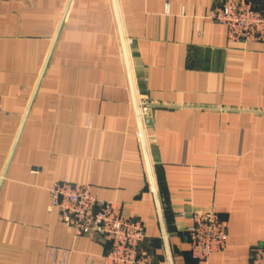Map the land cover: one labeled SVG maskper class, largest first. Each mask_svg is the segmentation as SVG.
I'll return each mask as SVG.
<instances>
[{"label": "crops", "instance_id": "obj_1", "mask_svg": "<svg viewBox=\"0 0 264 264\" xmlns=\"http://www.w3.org/2000/svg\"><path fill=\"white\" fill-rule=\"evenodd\" d=\"M217 2L117 0L174 264H251L264 243V42H229ZM0 104V264H104L109 244L50 208L63 178L163 245L114 0H0ZM206 210L228 237L199 262L184 231Z\"/></svg>", "mask_w": 264, "mask_h": 264}, {"label": "built area", "instance_id": "obj_2", "mask_svg": "<svg viewBox=\"0 0 264 264\" xmlns=\"http://www.w3.org/2000/svg\"><path fill=\"white\" fill-rule=\"evenodd\" d=\"M262 1L218 0L207 19L226 28L229 42H264V11L259 8ZM139 108L144 118L148 107L142 102ZM48 191L50 208L57 209L60 221L71 229L74 239L89 236L109 244L104 264H150V255L143 247L145 224L125 216L120 202L99 198L90 184L68 178L54 181ZM184 233L191 257L207 262L213 253L225 249L228 225L213 210L193 211ZM46 258L54 264H68L70 251L51 248ZM251 264H264V243L253 250Z\"/></svg>", "mask_w": 264, "mask_h": 264}, {"label": "water", "instance_id": "obj_3", "mask_svg": "<svg viewBox=\"0 0 264 264\" xmlns=\"http://www.w3.org/2000/svg\"><path fill=\"white\" fill-rule=\"evenodd\" d=\"M114 3H115L116 12H117V18H118V24H119V28H120V32H121V37H122V44H123L124 55H125V59H126V63H127L129 79H130V83H131V87H132V91H133V96L135 98L136 110H137L138 120H139V124H140L141 136H142V140H143V147H144L146 162H147V166H148L151 186H152V190H153V194H154V199H155V203H156L158 220H159V225H160L165 255H166L167 263L168 264H174L172 250H171L170 241H169V236L167 233V229H166V225H165V219H164L162 208H161V202L159 199L157 186H156L155 178L153 175L151 161H150L149 154L147 151V145H146L145 134H144V122H143V118L141 117L139 103L137 100V93H136L135 84H134L133 72H132V68H131V62H130L129 52H128V48H127V42H126V39L124 36L123 27H122L120 15H119L117 0H114ZM145 123L149 124L150 120L149 119L145 120Z\"/></svg>", "mask_w": 264, "mask_h": 264}, {"label": "rangeland", "instance_id": "obj_4", "mask_svg": "<svg viewBox=\"0 0 264 264\" xmlns=\"http://www.w3.org/2000/svg\"><path fill=\"white\" fill-rule=\"evenodd\" d=\"M145 243H146V239L143 243V247H145V249L148 252V254L150 255L151 259L155 255L156 256L160 255L163 259H165L164 248H163L161 240H157L156 242H152V243L148 242L147 246Z\"/></svg>", "mask_w": 264, "mask_h": 264}]
</instances>
